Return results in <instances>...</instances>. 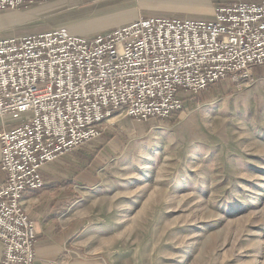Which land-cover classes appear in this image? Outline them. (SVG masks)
Masks as SVG:
<instances>
[{"label":"built area","instance_id":"built-area-1","mask_svg":"<svg viewBox=\"0 0 264 264\" xmlns=\"http://www.w3.org/2000/svg\"><path fill=\"white\" fill-rule=\"evenodd\" d=\"M48 0H0V12ZM264 64V1H234L212 19L151 16L93 37L65 28L21 37L0 31L1 264H34L38 225L23 204L45 186L42 169L99 137L116 113L167 119L222 80Z\"/></svg>","mask_w":264,"mask_h":264},{"label":"rangeland","instance_id":"rangeland-1","mask_svg":"<svg viewBox=\"0 0 264 264\" xmlns=\"http://www.w3.org/2000/svg\"><path fill=\"white\" fill-rule=\"evenodd\" d=\"M21 7L0 12L2 25L33 18ZM229 82L230 94H193L174 125L116 113L102 125L109 143L100 135L64 154L96 146L73 187L92 251L114 264H264V64ZM96 168L102 181L82 185Z\"/></svg>","mask_w":264,"mask_h":264},{"label":"crops","instance_id":"crops-1","mask_svg":"<svg viewBox=\"0 0 264 264\" xmlns=\"http://www.w3.org/2000/svg\"><path fill=\"white\" fill-rule=\"evenodd\" d=\"M232 1L239 0H48L22 6L25 8L34 6L32 8L34 12L30 14L33 18H21L12 24L2 25L0 15V30L5 31V36L21 37L65 28L75 35L91 37L129 25L142 17H180L149 13L148 10L152 8L173 9L187 15L183 18L206 20L214 17L217 6ZM35 13L41 14L44 18L43 24L40 21L38 25V22H34ZM40 26L44 29H39ZM22 120V116L17 117L13 114L5 119L0 118V132L16 127ZM64 156L65 158L58 160L59 162L50 165L52 162L43 167L45 180L43 188L27 190L24 193L23 204L29 217L38 225L34 264H114L108 257L91 250V229L84 223V215L78 209L76 191L73 189L77 183L76 177L83 172L81 170L75 175L74 169L77 171L82 162L71 154ZM1 157L0 140V161ZM96 162L97 160L94 164H97ZM99 170L100 168H96L95 183L82 185L89 188L98 185L102 181ZM5 178L6 173L0 165V184ZM64 180L66 182H63ZM62 209L64 210L60 212ZM3 254L4 243L0 240V264Z\"/></svg>","mask_w":264,"mask_h":264},{"label":"trees","instance_id":"trees-1","mask_svg":"<svg viewBox=\"0 0 264 264\" xmlns=\"http://www.w3.org/2000/svg\"><path fill=\"white\" fill-rule=\"evenodd\" d=\"M256 68V67H255ZM221 83L220 84H215V85H212V92L215 94V95H225V94H230L234 91V88L229 81L227 80H222L220 81ZM209 87V88H211ZM208 88V89H209ZM189 92H186L184 90H182L180 92V96L183 100V108L179 111H176L174 112L169 118L167 119H160L158 122L157 125H159L160 123H165L167 125H174L176 124L177 122H179V120L181 119L182 115L187 112L188 110H190V105H191V102H194L196 99H195V95L191 94V95H187ZM101 140L100 141H103V145L104 143H109L113 138H114V134L111 133L110 131L106 130L104 132L101 133ZM93 147V146H92ZM83 148V147H82ZM78 149L76 150V155L75 157L77 159H79L82 163L79 164L78 167H83L82 164H83V160L82 158H85L86 156V159L88 158V156H90L92 153H91V150L94 149V147L91 149V150H88V149ZM98 148V147H97ZM103 148V147H102ZM86 165H88V163H86ZM75 171V175L78 174L79 171ZM63 182H66L65 180ZM64 209L60 210V212H62Z\"/></svg>","mask_w":264,"mask_h":264},{"label":"bare ground","instance_id":"bare-ground-1","mask_svg":"<svg viewBox=\"0 0 264 264\" xmlns=\"http://www.w3.org/2000/svg\"><path fill=\"white\" fill-rule=\"evenodd\" d=\"M114 115H115V114H114ZM110 118H111V117H110ZM110 118H109V119H110Z\"/></svg>","mask_w":264,"mask_h":264}]
</instances>
